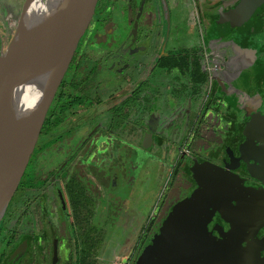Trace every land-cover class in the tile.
Wrapping results in <instances>:
<instances>
[{
	"label": "flooded vegetation",
	"instance_id": "obj_1",
	"mask_svg": "<svg viewBox=\"0 0 264 264\" xmlns=\"http://www.w3.org/2000/svg\"><path fill=\"white\" fill-rule=\"evenodd\" d=\"M24 1L0 0V53ZM243 1L193 0L192 18L191 0H95L0 224V264H100V211L122 198L117 179L125 199L151 166L173 178L167 207L126 259L125 227L109 229L124 233L116 264H136L181 200L176 217L191 209L186 264H264V0L248 18L217 24ZM165 96L177 106L164 109ZM171 223L151 264H165L176 244Z\"/></svg>",
	"mask_w": 264,
	"mask_h": 264
},
{
	"label": "water",
	"instance_id": "obj_2",
	"mask_svg": "<svg viewBox=\"0 0 264 264\" xmlns=\"http://www.w3.org/2000/svg\"><path fill=\"white\" fill-rule=\"evenodd\" d=\"M40 1L45 3V11L31 20ZM94 2L25 0L6 51L19 41L9 57L0 55V224L28 167L79 38L93 16ZM255 6L254 0H244L217 21L218 27L226 16L246 19ZM24 25L29 29H22ZM172 220L176 244L165 264H186L191 261V209L182 210ZM150 254L149 249L144 264L155 261L154 253Z\"/></svg>",
	"mask_w": 264,
	"mask_h": 264
},
{
	"label": "rangeland",
	"instance_id": "obj_3",
	"mask_svg": "<svg viewBox=\"0 0 264 264\" xmlns=\"http://www.w3.org/2000/svg\"><path fill=\"white\" fill-rule=\"evenodd\" d=\"M25 2V1H24ZM173 4L176 0H170ZM23 3V2H22ZM21 3V4H22ZM24 3L22 4L23 7ZM20 6L18 10L17 18L12 20L11 23L16 24L18 23V19L21 14ZM190 10V9H189ZM186 11V12H189ZM192 18H195L196 15L194 14L193 8V0H191V12ZM204 20L202 29L204 30V34L207 32L205 38L206 42L205 46L208 49V52L211 54L215 53L217 45L213 42V38L210 36V30L214 28V24L212 23V19L210 16L211 14L202 13ZM15 25V26H16ZM15 32L10 33L7 31L6 38L10 40L13 38ZM193 48L195 51L201 52L204 48V43L202 40V35L200 31L195 32L193 34ZM182 106L186 107L187 99L182 98ZM177 106L176 100L168 99V97H164V104L163 107L166 109L168 106L170 109H173L174 106ZM163 111V110H162ZM151 170L149 167H146L144 170L146 173L140 176L138 181L134 183L130 190V194L125 198L122 199L125 194L127 193V186L123 183V179L120 181L117 179L115 188L118 189V194L122 197H109L105 202V207L102 208L100 211L99 222L101 228L106 229L105 232L108 237L105 236V242L103 243L102 247V255L100 264H116L117 263V256H118V246L120 244L119 239L123 237V231L121 229H117L114 233L116 237L112 236L109 237V232L114 225H120V228L125 229V239L123 242L121 256L125 259L131 255L133 249L135 247L136 241L140 236L142 230L147 229L150 230L152 225L155 224L156 220L164 214V211L167 207L168 201V192L171 189V184L173 183V178L170 179L169 173L167 175H163L161 178L157 176L155 173L156 168L151 166ZM114 168V166H113ZM112 169V166L111 168ZM159 175H161L159 173ZM175 178V176H174ZM110 199V200H109ZM186 203L185 200L182 203H178L175 207L170 209L165 216H167L164 222L161 224V228L158 233H153L154 229L152 230L151 235V244L145 245L141 248V252L139 251V255L137 254V263L136 264H144L145 263V256L152 245H161L163 246L165 241L164 232L169 225H171V218L175 217L177 211L183 207V204ZM164 216V217H165ZM122 226V227H121ZM127 228V229H126ZM110 229V230H109ZM114 233L112 235H114Z\"/></svg>",
	"mask_w": 264,
	"mask_h": 264
},
{
	"label": "bare ground",
	"instance_id": "obj_4",
	"mask_svg": "<svg viewBox=\"0 0 264 264\" xmlns=\"http://www.w3.org/2000/svg\"><path fill=\"white\" fill-rule=\"evenodd\" d=\"M44 11H45V3L43 2V1H40L38 4H37V6L35 7V9H34V11L32 12V14H31V20L32 19H35L36 17L37 18H40L41 16H42V14L44 13ZM30 24V21H28V23H27V26ZM26 25H24L23 26V28L22 29H29L28 27H27ZM18 41H19V39H16L15 40V42H14V44L12 45V49L17 45V43H18ZM12 49H10V50H8V51H3L0 55H2L3 57V59H6L7 57H9L10 55H11V53H12Z\"/></svg>",
	"mask_w": 264,
	"mask_h": 264
}]
</instances>
